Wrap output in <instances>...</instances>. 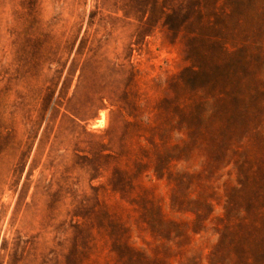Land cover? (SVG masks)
<instances>
[{
  "label": "rangeland",
  "instance_id": "rangeland-1",
  "mask_svg": "<svg viewBox=\"0 0 264 264\" xmlns=\"http://www.w3.org/2000/svg\"><path fill=\"white\" fill-rule=\"evenodd\" d=\"M0 264H264V0H0Z\"/></svg>",
  "mask_w": 264,
  "mask_h": 264
}]
</instances>
